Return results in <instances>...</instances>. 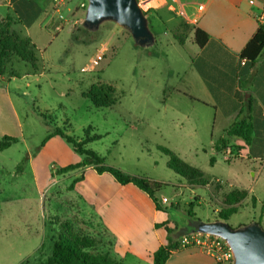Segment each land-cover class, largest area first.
I'll list each match as a JSON object with an SVG mask.
<instances>
[{"label":"rangeland","instance_id":"1","mask_svg":"<svg viewBox=\"0 0 264 264\" xmlns=\"http://www.w3.org/2000/svg\"><path fill=\"white\" fill-rule=\"evenodd\" d=\"M37 1L44 9L50 0ZM86 3L64 0L54 5L55 21L45 29L35 25L30 30L36 65L14 58L5 81L0 80V141L16 139L11 147L0 150V264L46 263L60 222L69 216L78 218L75 225L82 228L81 221L87 219L71 214L84 208L69 202H78L69 186L82 172L56 174L84 157L60 138L42 147L58 128L80 142L90 139L85 148L99 155L105 165L167 184L156 196L169 200L160 204L168 206L164 212L176 226L173 237L180 244L188 226L221 221L240 229L259 222L264 216L263 180L254 194L258 201L244 200L238 212L224 221L221 215L227 209L228 192L223 182L215 179L206 187H189L169 168V156L160 149L167 148L187 164L240 185V180L227 177L222 155L215 166L210 164L215 153L209 146L212 118L186 97L194 93L186 76L193 42L186 19L167 9L142 8L155 41L141 46L128 29L114 22H105L98 30L85 27L88 5L82 4ZM12 13L5 0H0V31L26 38L25 28ZM12 70L17 74L14 78ZM105 87L114 91L107 90L100 103H116L96 107L88 93ZM220 128L218 124L217 134ZM232 167L241 179L250 175L251 180L260 169L259 164L240 159ZM261 225L264 230V217ZM180 233L183 236L178 238Z\"/></svg>","mask_w":264,"mask_h":264},{"label":"crops","instance_id":"2","mask_svg":"<svg viewBox=\"0 0 264 264\" xmlns=\"http://www.w3.org/2000/svg\"><path fill=\"white\" fill-rule=\"evenodd\" d=\"M138 1L146 10L167 9L168 12L183 17L193 30L192 36L196 28L208 35L202 48L194 41L190 44L192 56L186 76H189L188 83L194 93L186 94V97L199 100L200 102H195L204 107L203 111H208L212 118L209 146L215 151L212 157L216 158L212 166L219 162L222 155L221 159L228 165L225 169L227 177L240 180V185H234L226 179L222 180L200 170L211 176V180L222 181L223 189L228 193L235 190L247 191L246 201L252 197L256 199L254 194L258 183L260 180L264 181V49L254 64L241 59L240 54L260 27L257 16L264 12V0ZM5 2L12 9V14L22 22L26 32L24 36L32 43L34 41L30 30L35 25L45 29L49 23L55 21L57 15L56 12L55 15L53 13L52 0L44 9L39 8L37 0ZM4 77L0 76V80L5 81ZM191 101L194 102L193 99ZM242 118L252 123L249 142L228 134L236 120ZM218 124L221 128L217 134ZM59 138L62 139L59 136L53 137L45 146ZM221 139L224 143L220 142ZM216 148H219V151ZM227 150L233 151L236 156L228 159L224 155ZM237 159L260 165V169L254 171L253 180L249 175L250 171L249 178L244 179L234 171L232 166ZM65 166L67 165L63 167ZM78 170L82 172L84 179L70 190L77 195L78 202L76 199L69 202L73 203L72 207L80 203L84 209L72 211L71 214L76 212L84 216L83 219H87L81 221V228L75 225L79 219L69 216L66 221L71 222L69 223L75 233L96 239L100 252L109 253L122 264H154V253L161 246L168 244L165 227L158 225L167 222L169 228L176 229L168 220L167 212L158 210L154 201L133 184L121 185L109 173L100 175L93 167ZM187 185L195 187L188 182ZM180 186L186 187L185 184ZM162 198L166 197L159 200ZM263 217L260 218L261 222ZM188 228L189 226L186 231ZM186 231L182 233L185 234ZM182 236L180 233L178 238ZM166 264L218 263L214 255L200 247H180L173 251Z\"/></svg>","mask_w":264,"mask_h":264},{"label":"trees","instance_id":"3","mask_svg":"<svg viewBox=\"0 0 264 264\" xmlns=\"http://www.w3.org/2000/svg\"><path fill=\"white\" fill-rule=\"evenodd\" d=\"M13 16L16 17L14 14ZM16 19L18 20V23L22 25V22L17 17ZM207 39L208 35L203 30L199 28L195 29L193 41L198 47L202 48L206 44ZM35 48L36 46L29 38L20 37L18 34L8 36L4 30L0 31V76H6L9 74V68L13 63L14 58H20L24 62L32 64L34 67L38 61ZM263 49L264 25H260L256 34L241 52L240 57L241 59L254 64ZM10 73L11 77L17 76L13 70ZM107 90H109V92L111 91V93L114 91L112 88L105 87L101 88L99 93H94L93 91L88 93L87 97L92 101V103H94V105H96V107H109V105H114L116 100H113L107 104L100 103L106 97V95H108ZM190 98L194 101L200 102L193 97ZM252 129L253 127L251 121L242 118L236 120V122L230 127L228 134L230 136L242 138L246 142H249ZM56 136L64 139L68 144L73 146V149L76 153L84 157V159L77 164H70L58 169L56 174L63 175L80 168L93 167L100 175L103 173H109L121 185L133 184L139 190L146 193L154 201L158 210H167V208L162 207L160 200L156 196V194L165 186H167V184L157 182L146 177L131 175L120 168L105 165L104 160L99 155H97L91 149L85 148L90 139L80 142L59 128L47 136V138L42 143V147H44L50 139ZM94 139L98 140L100 138L95 137ZM14 142H16L15 138L4 137L0 141V150L8 149ZM220 142L224 143V140L221 139ZM160 149L169 156V168L184 178L188 184L195 187H206L210 184L211 178L203 173L200 169L187 164L171 150L167 148ZM216 150L219 151V148H216ZM215 161L216 158L212 157L210 159V164L213 165ZM83 179V175L76 177L69 186V190H73L76 184ZM247 197V191L235 190L229 192L225 198L227 209L225 210V213H222L221 218L224 221H228L231 216L238 212L237 206H239V204ZM252 201L255 203L256 199L252 197ZM190 218H192V216ZM257 223L262 226L261 220ZM70 225L71 224L66 221L60 222V231L58 237L53 243L51 255L47 258V261L44 264H122L121 261L114 259L109 253L100 252L98 250V242L96 239L78 235L74 232V230H72L73 228H71L72 226ZM158 227H165V230L168 233V244L161 246L154 253V264H166L173 251L178 250L181 247V244L176 238L174 239V230L167 226V222L158 225ZM192 232H197L196 226H189L185 234H190ZM243 241L246 240H241V243H243Z\"/></svg>","mask_w":264,"mask_h":264},{"label":"water","instance_id":"4","mask_svg":"<svg viewBox=\"0 0 264 264\" xmlns=\"http://www.w3.org/2000/svg\"><path fill=\"white\" fill-rule=\"evenodd\" d=\"M83 25L98 30L105 22L128 29L141 46L153 44L155 36L138 0H87ZM200 234L223 239L230 247L234 264H264V230L258 223L233 229L226 222L201 223ZM241 240H246L241 243Z\"/></svg>","mask_w":264,"mask_h":264},{"label":"built area","instance_id":"5","mask_svg":"<svg viewBox=\"0 0 264 264\" xmlns=\"http://www.w3.org/2000/svg\"><path fill=\"white\" fill-rule=\"evenodd\" d=\"M54 5H59L64 0H52ZM88 4H82V7H86ZM202 10L203 7H200ZM59 13V11H57ZM59 18H63L62 15L59 16ZM258 22L260 25H264V12H261L257 16ZM224 155L228 157V159L232 158L233 153L231 150H227ZM169 200L167 198H162L161 203L167 204ZM200 237H204V239H201ZM181 247H200L204 251L214 255L216 257L218 264H234V256L230 249V247L227 245V243L218 237L200 234L198 232H192L190 234H185L182 237Z\"/></svg>","mask_w":264,"mask_h":264}]
</instances>
